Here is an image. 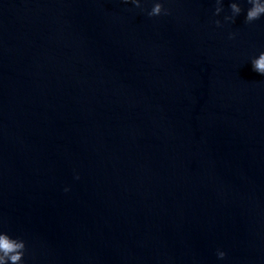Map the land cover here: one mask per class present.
<instances>
[{
    "label": "water",
    "instance_id": "95a60500",
    "mask_svg": "<svg viewBox=\"0 0 264 264\" xmlns=\"http://www.w3.org/2000/svg\"><path fill=\"white\" fill-rule=\"evenodd\" d=\"M155 2L0 0V232L22 264H264V15Z\"/></svg>",
    "mask_w": 264,
    "mask_h": 264
},
{
    "label": "clouds",
    "instance_id": "9594fccd",
    "mask_svg": "<svg viewBox=\"0 0 264 264\" xmlns=\"http://www.w3.org/2000/svg\"><path fill=\"white\" fill-rule=\"evenodd\" d=\"M125 3L128 0H124ZM136 7H140L139 0H131ZM247 3L251 6L247 9L245 15V22L251 23L259 19L264 15V0H247ZM222 10L221 0H216V8L214 14H219ZM230 10L232 15L226 16V20L234 22L236 16H238L242 9L238 3H231ZM167 14V10L163 8V5L159 0L155 2L150 11L147 12L149 17L158 16L161 13ZM219 25V21H215ZM252 70L261 76H264V52H261L257 58L251 60ZM67 190V189H66ZM25 253V242L19 238H12L6 232H0V264H22ZM218 258H224L225 253L223 251L217 252Z\"/></svg>",
    "mask_w": 264,
    "mask_h": 264
}]
</instances>
